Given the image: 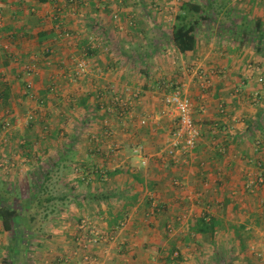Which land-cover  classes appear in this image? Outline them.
Segmentation results:
<instances>
[{
	"label": "crops",
	"instance_id": "obj_1",
	"mask_svg": "<svg viewBox=\"0 0 264 264\" xmlns=\"http://www.w3.org/2000/svg\"><path fill=\"white\" fill-rule=\"evenodd\" d=\"M96 1L0 0V41L14 34L9 50L17 59L0 54V119L13 123L5 135L0 127V156L17 167L13 174L19 173L20 179L41 165L70 172L81 167L67 178V191L52 194L65 203L50 215L34 254L26 243L18 255L10 231L0 223V237H8L0 240V264H78L76 255H82L75 236L81 217L88 216L106 230L123 215L126 225L117 243L107 250L90 249L99 255L98 264H167L172 249V259L179 253L172 263L197 264L199 250L225 246L235 249L234 264H249L252 247L261 251L264 261V185L244 188L257 171L256 161L264 169V0H224L217 8L216 0L186 1L199 4L201 14L194 46L185 52L170 42V32L161 31L160 16L143 18L136 12V22L151 27L147 34L136 35L118 32L121 22L117 27L111 20L117 10L122 17L137 11L139 3L161 14L157 0ZM56 7L64 31H58L51 18ZM176 23L174 18L168 24L172 29ZM49 48L51 53H45ZM75 56L85 57L92 71L78 82L67 77ZM29 61L38 66L31 80L42 103L23 93L26 76L21 68ZM51 86L53 92L48 90ZM129 87L139 98L131 100L125 117L95 107L111 102L113 91L124 97L121 90ZM178 87L192 101L200 137L186 159L155 160L152 155L174 124L164 113L162 97ZM98 111L101 115L94 118ZM29 112L36 118L25 123ZM106 128L114 130L112 135H103ZM138 143L149 153L148 166L131 156ZM96 167L110 174L80 183L82 171ZM176 182L181 186L172 184ZM75 184L87 187L76 191ZM149 196L164 210L145 219ZM204 201L208 208H203ZM204 213L212 217L213 228L192 232L194 221ZM165 224L175 227L168 237L162 233Z\"/></svg>",
	"mask_w": 264,
	"mask_h": 264
},
{
	"label": "rangeland",
	"instance_id": "obj_2",
	"mask_svg": "<svg viewBox=\"0 0 264 264\" xmlns=\"http://www.w3.org/2000/svg\"><path fill=\"white\" fill-rule=\"evenodd\" d=\"M51 1H53L55 4H56V2H57V0H51ZM167 0H157V2L155 3V4H159V5H161L160 6V8H159V12H161V14H156V13H153V9L152 8H149V7H146V6H143V5H141L140 3H139V6L136 8L137 9V11H135L134 10V12L133 13H129V14H126L125 15V17H122V14H121V12H119L118 10L116 11V12H114V13H117L118 14V17H119V19L118 18H114L113 17V14H111V20H112V22L114 21L115 22V24H116V26L117 27H119V25H121L122 24V27L120 28H118V32H120V33H129V34H135L136 35V33L138 34L139 32H142V33H144V34H147V31L149 32V29H151V27H149V24H145V25H139L136 21H137V18L138 17H140L136 12H138L139 14H144V16H142L143 18H147L148 17V15H154L155 17L156 16H160V18L162 19V20H160V22H161V24H160V28H161V31L162 32H165V33H167V32H170V29H171V25H169L168 23L169 22H171V21H173L174 20V16L177 14V12H178V9H179V6L182 4V2L184 1V0H168V2L169 1H171V3H168L167 4V2H166ZM186 1H188V0H185V2ZM190 1V0H189ZM191 1H195V0H191ZM221 1H222V3H223V1L224 0H216L215 1V8H217L218 6H219V4H221ZM97 3H99L100 2V0H98V1H96ZM136 4H138V3H136ZM98 5V4H97ZM55 9H57V11H59L58 12V14L56 13V14H53V11L55 10ZM54 10L52 11V15H51V18H52V20H53V18L55 17V16H57L58 17V21L57 22H55L54 20V23H55V27L58 29V31H64L65 29H61L62 28V25L64 24V22H62V13H61V11L60 10H58V8L56 7V8H54ZM157 11V10H156ZM2 13V12H1ZM2 16L4 17V15H3V13H2ZM142 19V18H141ZM165 19V20H164ZM120 20V21H119ZM131 21L132 22V24H130L129 25V23H128V21ZM123 21H124V23H123ZM140 21H142V20H140ZM117 22H121L119 25L117 24ZM154 32V31H153ZM167 34H169V33H167ZM137 36H139L138 38H140L141 37V34L140 35H137ZM137 38V37H136ZM4 39H6V38H4ZM137 42V41H136ZM108 47H110V46H108ZM113 47V46H112ZM113 48H115V47H113ZM10 49H11V47H10ZM116 49V48H115ZM0 54H5V52L4 51H0ZM75 57H79V56H75ZM30 62V61H29ZM38 71V70H37ZM92 72V71H91ZM91 72H90V74L89 75H91ZM199 74V73H198ZM36 75V74H35ZM34 75V76H35ZM18 78H20V76L18 77ZM30 77H24V79L23 80H25V79H29ZM30 79H33V76H32V78H30ZM80 80H82V79H77L76 81L75 80H72V82H78V81H80ZM33 81V80H32ZM71 81V80H70ZM24 82V81H23ZM34 86V85H33ZM128 89V90H127ZM127 89H123L122 88V90H121V93H124V95L125 94H127L128 93V95L131 97V95L133 96V98H131L130 99V101L132 100L133 101V99H137V98H139V94H137L136 96H134L133 95V93H135L136 91H133V90H131L130 89V87L129 88H127ZM125 96H127V95H125ZM29 99H32V100H34V101H36V99L35 98H29ZM132 101H131V103H132ZM130 106H132L131 104H129ZM130 106H129V108H130ZM165 107V106H164ZM165 112H167V114L168 115H170L171 116V118L173 119V116H172V114H170L168 111H166V110H164ZM101 112V111H100ZM100 112L98 111L96 114V116H94V118L95 117H99L98 115H101L100 114ZM164 112V113H165ZM28 113H26V115H24V119H25V123H27V122H29V120H28V118H27V115ZM163 114V113H162ZM161 113H158V116L160 117L161 115H162ZM124 116L123 117H125L126 115H127V113H125V114H123ZM122 117V118H123ZM36 118V117H35ZM35 118H33V120H35ZM98 119L100 120V118H97V119H95V122H98ZM8 120L11 122V125H10V127H9V130L7 131V132H5L6 134H8V133H10V129L12 128V126H13V123H12V121H11V119L10 118H8ZM1 127V126H0ZM93 126H91V128H92ZM98 129H100V128H98ZM106 130H109V129H106ZM112 130V129H111ZM1 131H3V129L1 128ZM3 132V133H4ZM114 132V130H112V132L111 133H108V131H104L103 130V135H105V136H110V135H112V133ZM5 133H4V135H5ZM171 138V131H169V133H168V135L165 137V139H164V142L162 143V145L160 146V148L156 151V154H153L152 156L155 158V160L156 159H158V158H160V159H162V160H165V161H173L172 159H170L169 157H167L164 153L165 152H163L162 151V149H163V147L168 143V141H169V139ZM3 140V139H2ZM97 140H98V138H97ZM140 143H138L137 145H139ZM136 145V146H137ZM135 146V147H136ZM118 147H115L114 149L116 150ZM143 148V147H142ZM119 149V148H118ZM193 151V150H192ZM143 152H144V154H146V155H148L149 153H147V152H145V150L143 149ZM158 153H160L159 155H158ZM190 154V153H189ZM131 156L132 157H134L135 155L133 154V149H132V152H131ZM0 157H2V156H0ZM186 157H188V155L186 156ZM186 157L184 158H181V159H178L177 161H180V160H184V159H186ZM148 163H147V166H148V164H149V160H150V157L148 156ZM153 159V158H152ZM176 161V162H177ZM21 163H23L24 164V162L21 160ZM48 165H49V163H50V161H47L46 162ZM140 163V162H139ZM76 165V164H75ZM142 167H145V166H143V165H141ZM16 169V170H15ZM14 171H17V167H15V165L14 166H12V167H7L6 169H4V170H1L0 171V188L2 189L3 188V186L6 188V190H9V191H11L12 193L13 192H16V193H18L19 195H21L22 194V197L21 196H18L16 193H13L12 194V207H16V208H20V210L22 211V206H21V202L23 201V199H25L24 197H27V196H29L30 195V192L31 191H34L35 189H37L38 187H39V185H40V183H41V181H44L46 178H48V179H46L47 180V186H48V190L50 191V193H55V194H57V193H61V192H63V191H67V189L69 188V186L66 184V182L68 181L67 180V178L68 177H70V176H72L71 174H75V173H77V172H79V168L78 167H76V166H74L73 168H72V171L70 172V169L68 168H57V169H55V168H51L50 167V165L49 166H47V165H45V166H43V165H41L38 169H33V170H31L30 172H27V174H26V178H22V179H20V177H19V173H18V175L16 174H13V172ZM18 172V171H17ZM21 173V172H20ZM23 174H24V172H22ZM91 175H93L92 173H91ZM49 176V177H48ZM94 180V179H93ZM9 181H11L10 182V184H9ZM96 182V181H95ZM8 183V184H7ZM173 185H180V184H177V183H172ZM86 184H75V189H76V191H80V190H85L86 189V187L87 186H85ZM9 186V187H8ZM181 186V185H180ZM254 187H256V185L254 186ZM254 187H252V188H247L246 186H245V183H244V188L245 189H248V190H252ZM20 192H21V194H20ZM198 201L197 200H193V204H195V203H197ZM208 202H205L204 201V204H202V206H203V208H208L207 207V204ZM156 204H159L158 203V201L156 200V199H154V201L152 202V205H151V207L149 206V207H147V212H146V217H144L145 219H149V217L150 216H152L153 214H150V210H151V208H152V206H155ZM201 206V207H202ZM84 217V216H83ZM88 217V216H87ZM48 222V220L47 221H45L44 223H43V231L42 232H40V233H36L34 236H32V238H30V242H28L27 243V245H28V249L32 252V254H34L33 253V251L34 250H36L35 249V245L37 244V241H39L38 239H39V237H41V234H43L44 232H46V231H44V229L46 228V223ZM172 224V223H171ZM171 226V225H170ZM172 227L173 226H171V229H169L168 227H166L165 226V228L164 229H162L163 231H162V233L166 236V237H168V234L169 235H172V230L175 228V227H173V229H172ZM122 231V230H121ZM120 231V232H121ZM120 232H118L116 235H115V238L112 240V241H110L107 245H100V246H93V247H91V249H96V247H101V249H102V247H104L106 250L109 248V246L110 245H112V244H114V243H117V237H118V234L120 233ZM168 233V234H167ZM10 234H11V236H12V232L10 231ZM225 236V235H224ZM174 237H176V236H174ZM228 237V236H227ZM261 237V236H260ZM187 238V240L188 241H190L191 242V239H189V237H186ZM3 239H8V237L6 236V238H5V236L3 237V236H1L0 237V240H3ZM257 240H258V238H257ZM228 243H230V242H228ZM107 246V247H106ZM95 247V248H94ZM99 249V248H98ZM104 249V250H105ZM103 250V249H102ZM254 250V251H253ZM24 251V250H23ZM235 251V249H232L230 246H225V247H221V248H218V249H212L211 247H205V248H203V250H199V254H198V256H199V258L197 259L198 261H197V264H234V260H232L233 259V255H235L236 256V253L234 252ZM249 255H248V257H249V259H250V261H249V264H264V261L262 260V258H263V254H261L260 252L261 251H258V250H256L255 249V247H252V249H249ZM22 253V252H21ZM238 254H240V253H238ZM237 254V255H238ZM247 255V254H246ZM253 255V256H252ZM91 256H92V258H93V260H92V262H94V260H95V262L94 263H92V262H89V263H86V262H84L83 261V258H80L79 257V255H76V259L74 260V261H76V263H78V264H98V263H100L99 262V255L98 254H91ZM31 257H33V255L31 256ZM33 259V258H32ZM252 259V260H251ZM262 260V261H261ZM261 261V262H260ZM159 264H160V262H159Z\"/></svg>",
	"mask_w": 264,
	"mask_h": 264
},
{
	"label": "trees",
	"instance_id": "obj_3",
	"mask_svg": "<svg viewBox=\"0 0 264 264\" xmlns=\"http://www.w3.org/2000/svg\"><path fill=\"white\" fill-rule=\"evenodd\" d=\"M201 6L197 3H190V2H183L178 9L177 14L174 16L177 23L172 26L170 31V42L177 48L180 52H185L191 50L195 43V25L199 20V15L201 14ZM194 20H190V16H195ZM55 22L58 21V17L55 16L53 18ZM4 24V22H3ZM3 26L1 27V29ZM0 29V38L1 35ZM13 33H8L7 36L13 37ZM45 53H51L50 48L45 50ZM9 54L14 56L10 50H6L3 57H9ZM69 79V78H68ZM52 88L54 86H51ZM49 87V91L51 89ZM55 90V87H54ZM51 92V91H50ZM116 97V92L113 91L111 95V102L109 103H98L97 110H101L105 114L111 113L114 117L122 118L125 113L129 111V104L121 105L120 103H115L114 98ZM36 100L38 103H42L44 101L43 98L37 97ZM85 99L80 100L79 104L84 105ZM131 104V103H130ZM33 113V112H32ZM33 118H35V113L32 114ZM33 118L29 120V122L33 121ZM109 130L108 133H111V128H106ZM135 148V147H134ZM132 152V149H131ZM79 169L81 167L77 166ZM89 172L82 171L83 176L80 178V183L83 181H88L89 179L93 178L99 180V178L104 179L109 172L107 173L105 170L101 169L100 167H96L93 172L88 170ZM114 172V171H113ZM112 172V173H113ZM91 173L93 175H91ZM49 177V176H48ZM48 179V178H46ZM45 181L41 184L37 189L30 192V196L27 199H23L21 202L22 211L20 208L12 207V192H7L6 188H0V223L5 231H11L13 234L11 236V241L13 242L12 247L17 249V254L21 255V252L25 250L26 243L30 242V238L34 236L36 233H40L43 231V223L47 221L52 213H54L57 208H59L63 203H65L64 198L58 199L56 196H53L52 193L48 190L47 183ZM89 182V181H88ZM61 197V196H60ZM154 201V197L149 196L146 199L147 207H151L152 202ZM153 207V206H152ZM155 214L161 213L164 210L163 205L156 204L154 207ZM82 218V217H81ZM125 219L124 215L115 219V221L111 222L109 227L107 226L108 230L115 227L120 220ZM103 220V219H102ZM80 221V220H79ZM101 222V221H100ZM215 222L213 221L212 217L208 214H202L198 219H196L191 226V231L194 233H206L211 230L214 226ZM167 227V225L165 224ZM13 248L11 251L13 252ZM176 251L175 249L169 250L166 258L167 264H175V260L179 257V253L177 252L175 255V259H172L173 252ZM11 252V253H12Z\"/></svg>",
	"mask_w": 264,
	"mask_h": 264
},
{
	"label": "built area",
	"instance_id": "obj_4",
	"mask_svg": "<svg viewBox=\"0 0 264 264\" xmlns=\"http://www.w3.org/2000/svg\"><path fill=\"white\" fill-rule=\"evenodd\" d=\"M113 17L119 19L117 13H114ZM128 23L129 25L132 24L130 20L128 21ZM2 26L3 16L0 12V29ZM5 38L6 39L0 41V51L4 52H6V50H8L10 45L13 43L12 36ZM10 56L13 61L17 60L16 57L12 55ZM37 68L38 66L34 62H24L22 64L21 73L26 77H32L37 73ZM90 72V64L85 57H74L73 66L68 72L67 77L71 81H76L77 79H85L89 76ZM198 73L200 77L205 76L204 73H202L201 71H198ZM257 80L260 83L263 81V78L258 77ZM50 91L53 92L54 87H51ZM23 93L28 98L36 99V96L33 92V82L30 78L25 79L23 82ZM126 95L127 96L124 97L116 95V97L114 98V102L120 103L121 105L130 104L131 98L128 93ZM162 102L165 106V110L172 114L174 121L173 128L171 130V138L169 139L168 143L163 147L162 151L165 152L164 154L167 157H169L173 161H177L178 159H181L183 157L185 158L189 153L192 152V150H194L198 138L200 137V129L193 118L192 101L184 93L183 88L178 87L176 89L171 90L170 92H167L163 95ZM32 114V112H29L27 114L28 120H31L33 118ZM0 125L3 131L7 132L9 130L11 122L7 118H2L0 119ZM259 144L260 142L257 141L256 145L258 146ZM133 154L139 157V162L141 165L147 166L148 155L144 154L143 148L140 145H137L135 148H133ZM255 164L257 171L255 172V175L246 179L245 186L247 188H252L255 185H264V169L261 166V162L256 161ZM7 167H12L10 160L5 157H0V171L6 169ZM176 183L181 185L180 182ZM153 207L150 210V214L154 215L155 211ZM125 225L126 219H123L120 220L115 227L109 230H103V228L99 225V222L92 220L87 216L82 217L78 223V232L75 236V242L81 252L83 261L86 263L92 262L93 258L90 252L91 247L107 245L110 241L115 238V235L125 227ZM167 227L171 229L170 225H168Z\"/></svg>",
	"mask_w": 264,
	"mask_h": 264
}]
</instances>
